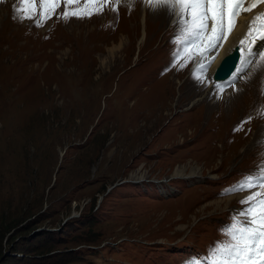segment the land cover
Here are the masks:
<instances>
[{
	"label": "rangeland",
	"instance_id": "rangeland-1",
	"mask_svg": "<svg viewBox=\"0 0 264 264\" xmlns=\"http://www.w3.org/2000/svg\"><path fill=\"white\" fill-rule=\"evenodd\" d=\"M35 2L42 24L27 29L21 19L14 37L1 26L18 21L0 14V264H188L206 256L227 239L220 229L231 210L246 207L247 192L226 190L264 168V140L252 144L264 121L235 129L251 110L243 100L208 109L214 101L198 96L193 73L208 76L212 64L197 68L200 51H182L181 33L174 51L139 59L143 37L156 29L140 16L134 54L122 62L123 53L108 57L113 41L100 20H42ZM31 33L45 37L27 44ZM185 165L203 177L171 179ZM136 172L146 180L131 179Z\"/></svg>",
	"mask_w": 264,
	"mask_h": 264
},
{
	"label": "bare ground",
	"instance_id": "bare-ground-1",
	"mask_svg": "<svg viewBox=\"0 0 264 264\" xmlns=\"http://www.w3.org/2000/svg\"><path fill=\"white\" fill-rule=\"evenodd\" d=\"M14 1H17V2L14 3ZM10 2L11 4H13V6H8L6 5V3L8 2L0 0V14L4 11L9 12L11 15H13L12 17L16 18L14 21H18V22H16V24L11 26L12 27L11 30L6 25L5 26L2 25L1 30L3 31L4 29H6V31H4L6 35L14 37L15 36L14 33H16L17 31L24 30V29L20 25L21 19L19 15H17L16 13V9L20 7L19 0H13V1L11 0ZM253 2L254 0H244V5L245 7H248ZM37 4L39 3L35 2L36 7H37ZM84 5H85V1L82 2L81 6H79L78 4L67 6L64 3L63 9L64 11L65 10L72 11V10H76L77 7L83 8ZM59 10H60V7L58 6L55 9V13H53V15H56V14L60 15L61 17L59 19H64L63 18L64 12L60 13ZM90 10H93L94 14L89 17V20L92 19V22L95 20H100L97 26L98 27L101 26L102 29L108 30V32H106L105 39L109 38V40L113 41L112 48L109 50L110 56L108 57L112 59V58H115L116 54L123 53V57L121 58L122 62H128L134 54V46L137 45L138 35H139L138 34V19L140 18V16L143 17V19L145 20L146 26L148 24V26L150 27L155 24L154 28L156 29L155 30L151 29V32L150 33L148 32L145 38L143 37L141 41L142 45H140L139 47V59L145 58V55L148 51H150V53L148 54L150 59L151 58L155 59V57L158 56L159 54L166 55L167 51L169 52L171 48H173L172 45L173 44L175 45L174 39L176 38V34L180 33V29L177 26V24L174 23V21L173 22L171 21L173 19L175 20V17L169 15V9L164 4H159L157 6H149L146 0H103V1L97 0V3L94 9H90ZM36 12H37V9L35 13ZM105 12H108V14L107 16L104 17L102 14H104ZM260 13H264V0H261V2H259L257 6L253 8L251 11H242L240 13V15L235 21L234 29H232L231 31L227 33V38L222 42L221 46L213 50V52L209 53L207 58L203 59V61H201V56H199L196 59L198 62L197 68L200 67L201 62L207 65L212 64V68L210 70L209 75L203 76L202 83L199 81L197 83V86H198L197 91L199 92L198 96L199 97L205 96L203 97L204 99H210L209 101H214V103L211 102L210 104H208L209 110L214 111L216 103H219V102L221 104L223 103L224 109L226 110L227 109L230 110L232 107L234 106L236 107L240 105V101L242 100H243V103H246L247 105L250 106L251 110L249 111L247 117L245 119H242L241 122L238 125H236L235 129H246L247 125H251V123L254 121H258V120H259L258 122L264 121V60H261L258 56L248 55L247 51L241 52L240 50L242 47L240 42L247 35L248 26L250 22L253 20V18L256 15ZM34 18L35 17H33L32 19H27L29 21L26 26L27 29H32V28H35L38 24L39 25L42 24V21L40 20L36 21L34 20ZM76 19H79V18L71 17L70 19H67V20L74 23V22H77ZM80 19H83V18H80ZM123 20H125L126 22L124 23ZM257 23L259 24L260 22L258 21ZM130 24H133V25L129 29ZM76 25L78 24H72V25L70 24L69 26H71L73 30H77V29L79 30L80 26H76ZM168 25L170 26L168 32L163 36V39L161 41L159 40L160 41L159 42L157 40L158 38L157 32L160 31L162 28L167 27ZM94 29L96 30V28ZM94 29H90L88 32L89 33L95 32ZM116 29H118V33L116 32ZM105 30L103 33H105ZM79 33L81 32L78 31L77 34ZM35 35L36 33L29 34L27 37L28 41L26 43L32 44L31 38L33 39L35 38V39H38V41H41L42 38L45 37L44 36L41 38H38V37L36 38ZM155 45L157 46L156 48H154ZM175 47L176 46H174V48ZM174 48H173V51H174ZM236 48H239V53H240V59H239L236 69L234 70L232 75L229 77V79H227L225 82L216 81L215 84H213L214 83L213 76L215 75L222 61L224 60L226 56L233 53V51ZM252 48L254 52H259L260 50H264V41H261L260 39H256L254 44L252 45ZM90 52H91L90 54L94 55L93 50H91ZM177 52L178 50H176L174 53H177ZM14 54L15 56L13 54L11 55L12 58H21V57H25V55L27 56L32 55L30 50L27 52V54L21 51L14 53ZM117 58L119 59L118 56ZM189 58L190 57L186 58V62L189 60ZM102 61L104 63V60ZM153 67L155 69L156 64ZM185 67H188V66L186 65ZM166 76H168V74H166ZM234 76H238V78L236 79L237 81L239 79V81L236 84H234V87H231L229 90L223 89L222 93L218 91L216 85L218 84L220 85L223 83L226 84L227 82L229 83L230 81L233 82ZM164 78L166 79V77ZM180 84H181V81H177V86ZM203 98L202 100H204ZM254 136L255 137L253 138L252 144L259 143L261 140H264V131L261 130L257 135H254ZM198 177H203L202 169L200 167L194 166V165L193 166L185 165V166L177 167L171 179H184V178L194 179ZM131 179L135 181H140V182L144 181L146 180L145 173L136 172V174L132 175ZM246 195L248 194H244L243 196H246ZM238 197H241V196H237L236 198ZM234 199L235 198L229 199L227 200L226 203L224 202L223 205L225 206V208L226 207L230 208L229 207L230 203ZM178 229L184 230L185 228L184 226L179 225Z\"/></svg>",
	"mask_w": 264,
	"mask_h": 264
},
{
	"label": "snow or ice",
	"instance_id": "snow-or-ice-1",
	"mask_svg": "<svg viewBox=\"0 0 264 264\" xmlns=\"http://www.w3.org/2000/svg\"><path fill=\"white\" fill-rule=\"evenodd\" d=\"M149 6L164 4L169 9V15L174 16V23L180 33L186 37L182 51L199 50L201 61L208 54L222 45L227 33L234 29L235 21L242 11H251L261 0H254L245 7L244 0H146ZM20 7L16 9L20 19H32L35 15V0H19ZM67 6L76 5L78 0H64ZM97 0H85L83 8L65 10L63 18H84L94 14ZM59 0H40L41 18H51ZM260 22L259 24L257 22ZM39 26V24L37 25ZM256 39L264 41V13L256 15L248 26V32L241 40V52L247 51L250 56H258L264 60V50L254 52L252 45ZM196 55V51L191 53ZM180 53L174 54V59ZM184 65H181L183 67ZM201 69L205 65L201 62ZM193 78L203 82L200 72L193 73ZM238 76L233 77L235 81ZM234 87L232 81L228 84ZM218 91L223 92L222 85H216ZM257 191H251L252 189ZM247 192L241 200L246 205L238 210H231V223L223 226L220 231L226 236L224 241H216L207 250L204 257L192 258L189 264H264V168L257 173L247 174L232 188L227 189L228 195Z\"/></svg>",
	"mask_w": 264,
	"mask_h": 264
},
{
	"label": "water",
	"instance_id": "water-1",
	"mask_svg": "<svg viewBox=\"0 0 264 264\" xmlns=\"http://www.w3.org/2000/svg\"><path fill=\"white\" fill-rule=\"evenodd\" d=\"M239 59H240L239 48H236L233 51V53L229 54L224 58V60L222 61L221 65L219 66V68L217 69L214 75V79L216 81H224V82L227 79H229V77L236 69Z\"/></svg>",
	"mask_w": 264,
	"mask_h": 264
},
{
	"label": "trees",
	"instance_id": "trees-1",
	"mask_svg": "<svg viewBox=\"0 0 264 264\" xmlns=\"http://www.w3.org/2000/svg\"><path fill=\"white\" fill-rule=\"evenodd\" d=\"M0 256H1V253H0Z\"/></svg>",
	"mask_w": 264,
	"mask_h": 264
}]
</instances>
